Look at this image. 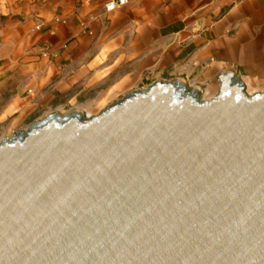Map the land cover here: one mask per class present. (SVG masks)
Returning <instances> with one entry per match:
<instances>
[{
	"label": "water",
	"instance_id": "95a60500",
	"mask_svg": "<svg viewBox=\"0 0 264 264\" xmlns=\"http://www.w3.org/2000/svg\"><path fill=\"white\" fill-rule=\"evenodd\" d=\"M216 78L0 140V264H264V91Z\"/></svg>",
	"mask_w": 264,
	"mask_h": 264
},
{
	"label": "crops",
	"instance_id": "0c3cea01",
	"mask_svg": "<svg viewBox=\"0 0 264 264\" xmlns=\"http://www.w3.org/2000/svg\"><path fill=\"white\" fill-rule=\"evenodd\" d=\"M106 1L0 0V140L54 111L94 115L156 80L209 99L232 69L247 93L264 91V0Z\"/></svg>",
	"mask_w": 264,
	"mask_h": 264
},
{
	"label": "built area",
	"instance_id": "2783aa9c",
	"mask_svg": "<svg viewBox=\"0 0 264 264\" xmlns=\"http://www.w3.org/2000/svg\"><path fill=\"white\" fill-rule=\"evenodd\" d=\"M126 0H107L105 3V10L111 11L117 7L122 6ZM35 29H39V25L35 26Z\"/></svg>",
	"mask_w": 264,
	"mask_h": 264
},
{
	"label": "rangeland",
	"instance_id": "374dc122",
	"mask_svg": "<svg viewBox=\"0 0 264 264\" xmlns=\"http://www.w3.org/2000/svg\"><path fill=\"white\" fill-rule=\"evenodd\" d=\"M67 110H68V109L66 108V109L62 110V111H61V113H66V112H67ZM96 110H99V108H95V110H94V111H96Z\"/></svg>",
	"mask_w": 264,
	"mask_h": 264
}]
</instances>
